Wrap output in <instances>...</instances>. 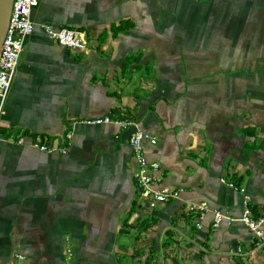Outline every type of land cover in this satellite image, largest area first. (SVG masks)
Instances as JSON below:
<instances>
[{"label": "crops", "instance_id": "1", "mask_svg": "<svg viewBox=\"0 0 264 264\" xmlns=\"http://www.w3.org/2000/svg\"><path fill=\"white\" fill-rule=\"evenodd\" d=\"M32 20L0 125V264H263L213 211L264 213V0H40ZM126 119L179 197L140 195Z\"/></svg>", "mask_w": 264, "mask_h": 264}, {"label": "built area", "instance_id": "2", "mask_svg": "<svg viewBox=\"0 0 264 264\" xmlns=\"http://www.w3.org/2000/svg\"><path fill=\"white\" fill-rule=\"evenodd\" d=\"M40 0H14L9 26L3 45L0 51V125L5 113V104L9 91L12 86V81L17 69L18 61L26 43L27 37L33 33L35 24L32 20V11L39 4ZM41 27L46 31L50 38L57 40L59 43L70 47L83 49L87 45L85 34L82 31L72 28L55 29L51 25L42 24ZM114 120L111 116L105 115L95 119H88L89 124H103ZM118 122V121H117ZM126 126H134V131L130 136V145L133 152L135 162L134 178L140 189V195L150 199L149 205L154 207L159 202H165L171 197H179L181 189H170L162 187L154 188V182L160 181L161 176L158 174L160 163L148 159L145 152L144 142L146 140L156 139L142 127H140L133 119L120 121ZM72 133L68 134L71 138ZM16 141L20 144H29L32 147L42 151L61 150L67 152V147H58L53 143H40L37 140L31 139L29 142L26 137L19 136ZM224 181V179H222ZM232 185V184H230ZM194 207H191L193 209ZM201 209L208 210L207 204H202ZM214 226L218 227L223 221L231 224L235 220H240L246 224L258 239V244L264 243V213L259 217L255 216L248 196L245 195L243 200V211L240 217L234 218L226 215L219 210H214ZM18 259H25L21 253H16Z\"/></svg>", "mask_w": 264, "mask_h": 264}, {"label": "water", "instance_id": "3", "mask_svg": "<svg viewBox=\"0 0 264 264\" xmlns=\"http://www.w3.org/2000/svg\"><path fill=\"white\" fill-rule=\"evenodd\" d=\"M14 0H0V51L9 26Z\"/></svg>", "mask_w": 264, "mask_h": 264}, {"label": "rangeland", "instance_id": "4", "mask_svg": "<svg viewBox=\"0 0 264 264\" xmlns=\"http://www.w3.org/2000/svg\"><path fill=\"white\" fill-rule=\"evenodd\" d=\"M262 263L264 264V260L262 261ZM251 264V263H250ZM253 264H260V263H257V262H253Z\"/></svg>", "mask_w": 264, "mask_h": 264}, {"label": "bare ground", "instance_id": "5", "mask_svg": "<svg viewBox=\"0 0 264 264\" xmlns=\"http://www.w3.org/2000/svg\"><path fill=\"white\" fill-rule=\"evenodd\" d=\"M25 46V45H24ZM24 49V48H23ZM168 188H170V187H168ZM170 189H172V188H170ZM252 207V206H251Z\"/></svg>", "mask_w": 264, "mask_h": 264}]
</instances>
